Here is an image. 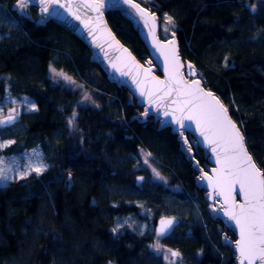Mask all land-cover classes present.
<instances>
[{
  "label": "trees",
  "instance_id": "obj_1",
  "mask_svg": "<svg viewBox=\"0 0 264 264\" xmlns=\"http://www.w3.org/2000/svg\"><path fill=\"white\" fill-rule=\"evenodd\" d=\"M137 1L159 18L171 17L179 56L227 109L264 173V0ZM13 3L0 0V20L8 29L0 30V99L10 85L14 95L29 96L35 110L22 115L20 134L7 132L15 142L3 152L18 154L37 144L48 168L0 189V264H106L111 257L117 264H149V234L127 227L119 235L107 232L117 228L109 224L110 214L134 215L140 203L156 205L170 191L150 180L147 167H132L141 152L165 183L177 188L172 192L178 200L191 197L201 206L198 220L190 213L176 218L175 229L185 230L183 245L194 257L200 251L193 264H235L220 236L225 233L232 241L236 236L220 218L207 214L198 169L181 151L172 127L152 114L142 119L144 106L132 91L110 78L91 48L62 24L50 18L40 22L34 6L31 18L5 15ZM104 18L139 61L148 57L137 28L121 10L107 9ZM50 67L90 89L95 105L80 104L78 92L54 81ZM193 152L200 167L208 163L201 147ZM124 165L130 170L126 174ZM137 174L144 178L139 187ZM91 196L96 205L89 203Z\"/></svg>",
  "mask_w": 264,
  "mask_h": 264
},
{
  "label": "rangeland",
  "instance_id": "obj_2",
  "mask_svg": "<svg viewBox=\"0 0 264 264\" xmlns=\"http://www.w3.org/2000/svg\"><path fill=\"white\" fill-rule=\"evenodd\" d=\"M143 1L147 2V0H143ZM60 3L65 5V7H60V8H62L63 10L69 12L70 14L74 16H79L88 25H90L91 27L97 30H102L101 21L104 19V12L107 9H110V8L119 9L128 18L131 19V21L133 22V25L137 28L138 33L140 35H142L143 33H148L151 35L153 39L155 37L160 42H163V41L174 42L175 44V39L173 37L172 30H171V23H169L168 21L169 16L165 15L164 18L162 17L159 18L154 13H151L149 9L143 7L142 4H140L137 0H135V3L139 4L140 8L145 10V15L143 17H141V15L139 14V12H137V10L131 8L127 3H125V0H105L104 7L100 9L99 12L92 11L91 8L88 7V5L91 3V0H60ZM17 5H18V0H14L11 10H5L6 12H3V13L5 15H9L8 13L14 12L18 16L31 18L30 7L34 6L37 9V14H38V18L40 22H43L44 20L49 18L47 13L41 12L42 5H40L37 2V0H32V2L28 4V7L26 9H18ZM1 15L3 16V14ZM103 21L105 22V20ZM104 24H105L107 31L110 32L108 30L109 27L107 28L108 25L106 26V22ZM2 28L8 31V29L4 27L3 22L0 20V30H2ZM126 51H127V55L130 58V60L136 65H138L145 75H146V70H147L146 77L149 79L150 84H152L153 77H155L156 79L160 81H165V82L167 81V78L164 76V74L160 73L162 72V69L158 67V65L153 61V59L149 56V54H148V57L139 61L128 49H126ZM177 55H178V58L181 64L183 65V67L181 68V73L183 74L185 79L188 82L199 80L196 76L197 72L194 69V67L190 63L183 61L181 57L179 56V53H177ZM92 58L96 60L104 68V70L106 71L107 75L110 78L114 77L119 82L124 83L123 82L124 80L120 72L115 67H113L112 63H110L105 57L101 56L98 53V51L94 50L93 48H92ZM189 65L192 66V69L194 70L195 74L189 75V72H190V69L188 67ZM57 72H63V71H57ZM158 72L162 74V76L158 74ZM67 76L71 78V82L63 79V77L54 76L51 73V77L54 81L60 82L62 86L70 88L78 92V94L80 95L78 102L80 104L95 105L96 101L94 99L93 92L90 89H87L83 85L79 84L71 76L69 75ZM3 79L5 81H9L10 76L5 75L3 76ZM200 86L205 92H209L205 88H203L201 82H200ZM9 87L10 85H7V88L4 91V97L3 99H0V118L2 116H6L5 113L11 110H16V112L19 113V115L14 124L6 128L0 129V144L6 143L8 141L15 142L13 138H8L10 136H7L8 134L7 132L12 133V134H20V132L22 131V126H23L22 125L23 124L22 115H25L35 110V104L33 107L32 105L34 102L29 96H27L26 94H22V93L20 95H14L13 93H11ZM86 96L89 97V99H85ZM25 97L28 98L27 106L23 103V98ZM146 110H148L147 114H145ZM150 114H152L155 118L157 117L161 124H167L166 122L167 120L164 117L160 119L156 111H154L148 105H144V112L141 115V118L145 119ZM229 118L231 119L230 116ZM171 127L178 135V139L180 140V145H181L180 147L181 151L184 153L186 158L191 160L193 166L198 169L196 181L198 182L197 183L198 186H202L206 190L205 199L207 201V206H206V208L208 209L207 214L213 218H220L225 225H227L228 227H231L228 219L224 216V213L221 210V206L223 205V200L218 195H216L215 192L213 191V188L208 185L207 178L200 179V177L204 175V173H207L208 176H212L211 169H216L220 167L218 163H217L218 164L217 167L209 163V161H212L213 159L216 160L215 154L211 151V146L207 142L202 141L200 138L198 139V137L194 136V134H191L185 131L183 128H180L179 125L177 124H171ZM19 136L20 135H13L11 137H14L15 139H17ZM185 141H187V143ZM12 144L13 143L9 144L7 147H4L3 149H0V158H2L3 160V163H0V168H11L12 169V171L8 173L12 178L7 181H0V189L6 187L9 183L13 181L25 179L26 177L30 175H37L34 171H30L28 172L27 175H24L23 178H21V174L25 172L26 170L25 166L28 163L37 164L42 160L43 163H45L48 166V164L44 161L43 153L41 152L37 144L33 146L32 148H27L25 151L21 153L5 155L3 151ZM196 145L202 147L204 151V155L207 158L208 163H206L203 167H200L198 165L197 160L193 156L194 147ZM13 160H15L16 163H12ZM145 160H147V163H145ZM131 164H133L132 167L136 170L141 167H147L149 170L152 171L150 180H152L153 182H161L164 185V187H166L170 191L167 193H163V195L160 198V201L157 203V204L161 203L160 205L156 204L157 206L156 205L147 206L145 205V203H140L139 208H137L136 214L126 215L122 219H118L116 221L117 229H120L123 231L125 227H127L130 229L131 232L149 234L152 237V241L150 242L148 246H146V249L150 251V256L148 259L149 264H193L195 263L194 258L200 255V251L199 250L196 251V254L194 257V254L191 251V249H187L186 248L187 246L183 245V242H182L183 237L181 233H183L185 230H179V228L177 230L175 229L170 237L162 238L155 233L154 220L158 221L166 216H171L177 219L178 218L183 219L186 215H189V213L192 219L198 220L200 219V216L202 213L201 206H197L194 202L195 199L191 197H187L185 201L178 200L173 195L174 193L172 192L177 188L168 186L165 183V180H161L155 175V173L153 172V167L150 164V157L147 154L141 152L137 161L134 162L132 160ZM17 165H19V167H17ZM126 166L127 165H124V168H123L124 174L130 171L128 168H126ZM139 175L140 174H137L136 176L138 177ZM148 180L149 179H146V181ZM140 184L136 183L138 187L141 186ZM151 184L152 183H150V185L148 184L147 186H151ZM237 189H238V186H237ZM234 195H235V198L237 199V203H243V201L238 197V190L236 191ZM185 233L187 234L188 232H185ZM171 238L172 240H170ZM220 240L223 244H227V248L224 249V251L228 253H232L235 264H239V255L236 252V243H235L238 239L236 238L235 241H232L229 239V237L225 233H222L220 236ZM154 245L159 246V251H157L156 248L153 247ZM172 250L178 252L180 255L178 257L172 256L170 254V251ZM255 264H260V262L256 261Z\"/></svg>",
  "mask_w": 264,
  "mask_h": 264
},
{
  "label": "snow or ice",
  "instance_id": "obj_3",
  "mask_svg": "<svg viewBox=\"0 0 264 264\" xmlns=\"http://www.w3.org/2000/svg\"><path fill=\"white\" fill-rule=\"evenodd\" d=\"M32 0H18V9H26ZM42 5L41 12L48 13L50 5H58L65 7L60 0H37ZM105 0H91L88 7L92 11L99 12L104 7ZM131 8L137 10L141 17L145 15V10L135 3V0H125ZM254 11V9H253ZM76 19H80L76 16ZM171 23V17H168ZM147 22V21H146ZM171 47L167 50L161 48V54L165 57V74L167 81H160L155 77L152 78L154 88L146 91L142 81L134 80L137 88L140 90L141 96H147L149 103L159 105L161 102L168 100L175 107L172 111H165V116H172V119L180 128L190 127L185 121L194 122L200 135L211 146V151L215 154L219 168L213 169L215 178L204 173L200 179L207 178L209 186L213 188L216 195L223 197V205L221 210L229 220L235 221L239 228V240H237L236 248L239 253V264H254L259 261L264 264V173L256 168L251 157L247 154L244 147V137L240 133L236 124L229 118L227 109L221 104L218 98L212 93L205 92L200 81L195 80L188 82L181 73V64L175 51L174 42H169ZM115 67V65H113ZM189 75H193L192 66ZM50 73L57 77L71 82V78L63 72H57L55 68L50 67ZM127 75V73H122ZM147 75V70H146ZM155 97V99H154ZM89 99V97H85ZM23 103L27 106L28 98H23ZM34 107V103L32 105ZM147 111L145 114H147ZM179 113V116L174 115ZM19 113L15 110L9 112L6 119L0 120V129L13 124L18 118ZM76 120V113L73 112L71 118L67 121L71 127ZM187 143V141H185ZM14 143L8 141L0 144V149ZM190 150V149H189ZM0 163H3L0 158ZM12 163H16L15 160ZM147 163V160H145ZM19 167V165H17ZM48 166L41 160L37 164L28 163L25 166V172L21 174V178L28 172L34 171L37 175L46 170ZM11 168H0V181H7L12 177L8 174ZM156 176L159 173L153 169ZM142 179V178H141ZM239 188V194L243 197V203L235 202V193ZM215 210V209H214ZM173 225L171 219H161L160 228L157 233L163 236ZM117 229H113V232ZM157 251L159 246L154 245ZM172 256L178 257V252H172Z\"/></svg>",
  "mask_w": 264,
  "mask_h": 264
},
{
  "label": "water",
  "instance_id": "obj_4",
  "mask_svg": "<svg viewBox=\"0 0 264 264\" xmlns=\"http://www.w3.org/2000/svg\"><path fill=\"white\" fill-rule=\"evenodd\" d=\"M49 18L62 24L64 27H66L68 30H70L72 33L77 35L82 41H84L92 50H97L98 53L105 57L112 65H115V68L122 73H127V75H122L123 78V84L128 87L129 90L132 91V93L135 95V97L139 100V102L144 106L148 105L151 107L154 111L158 113V117L165 118L167 121V124L171 126V124H176L175 121L172 119V116H165L164 113L165 111H172V108L175 107L174 105H171L167 100L161 102L159 105L152 103H149V100L147 96H141L140 95V90L137 88V84L134 83V80L136 81H142L143 82V87L146 91L152 90L154 87L152 84H150L149 79L146 77V75L143 73V71L140 69L138 65L133 63L130 58L127 55L126 49L123 44H121L115 35L111 32V30L108 28L107 23L106 26L110 32L107 31L105 27V18L101 21V29L102 30H97L90 25H88L83 19H76V16L70 14L69 12L63 10L60 8L58 5H50L49 7V12L47 13ZM143 42L145 43L147 47V51L149 56L153 59V61L158 65L159 68L162 69V72L164 76L166 77L165 74V57L164 55L161 54V48L167 50L168 48L171 47L169 42L163 41L160 42L158 41L157 38L154 37V39L151 37L150 34L148 33H143L142 35L139 34ZM154 40V41H152ZM129 50V49H128ZM175 51L176 54L179 53L177 49V45L175 42ZM162 75V74H161ZM167 78V77H166ZM155 99V97H154ZM174 115L179 116V113H174ZM6 116H2L0 120L6 119ZM163 120V119H162ZM16 121V120H15ZM15 123V122H14ZM13 123V124H14ZM186 125H190V127L183 128L185 131L194 134V136L200 138L202 141H205L203 136L200 135V132L197 130L196 125L194 122L191 121H185L184 122ZM12 125V124H11ZM9 125V126H11ZM178 125V124H177ZM6 128V127H5ZM206 142V141H205ZM245 145V144H244ZM201 147V146H199ZM245 147V146H244ZM202 148V147H201ZM246 149V147H245ZM247 151V149H246ZM247 154L251 157V155L248 153ZM252 161L253 158L251 157ZM212 165H215L216 167L218 166L217 161L213 159L212 161H209ZM254 163V161H253ZM255 164V163H254ZM256 166V164H255ZM257 168V166H256ZM217 169V168H216ZM211 173L213 178H215V174L213 172V169H211ZM142 178V179H141ZM142 176H138L136 178V183L140 184L143 181ZM209 185V182H208ZM238 190V197L243 201V197L239 194V188ZM222 200L223 197L219 196ZM237 200V199H236ZM235 200V202H236ZM224 216L228 219V217L224 214ZM162 219H171L173 220V225L170 228V230L167 231V233L163 236H160L162 238H168L172 235L176 224H177V219L173 218L171 216H166ZM160 220L156 221L155 224V233L157 234L160 228ZM230 223V228L233 230L236 238L239 240V228L236 226L235 221L228 220ZM159 236V235H158ZM172 252L176 251H170V254ZM236 252L237 248H236ZM239 255V253H238ZM256 261L254 262V264Z\"/></svg>",
  "mask_w": 264,
  "mask_h": 264
},
{
  "label": "flooded vegetation",
  "instance_id": "obj_5",
  "mask_svg": "<svg viewBox=\"0 0 264 264\" xmlns=\"http://www.w3.org/2000/svg\"><path fill=\"white\" fill-rule=\"evenodd\" d=\"M161 75V74H160ZM162 76V75H161ZM13 110H11V111H7L5 114L6 115H8V113L9 112H12ZM16 111V110H15ZM73 183V181H72V179H71V177H70V180H69V185H71ZM89 203H91V204H97L98 203V200L95 198V197H93V196H91L90 197V201H89ZM110 206H112V205H110ZM116 216H118L117 215V213L116 214H113V216H112V214H110L109 215V224L111 223V225L113 224V223H115L116 224V221L118 220V219H120L119 217H116ZM113 229H117V228H114L113 226H110L109 228H108V230H107V232L109 233L108 235H119L118 233H120V230L119 229H117V231H115V232H113ZM175 230V229H174ZM122 231V230H121ZM123 232H125V229L123 230ZM99 235V234H98ZM100 237V236H99ZM91 247L93 248V252L94 253H96V250H97V247L95 246V245H91ZM167 250H169V249H167ZM87 256H89V255H87ZM88 260V259H87ZM106 264H117L116 263V260L114 259V258H109V259H107L106 260Z\"/></svg>",
  "mask_w": 264,
  "mask_h": 264
},
{
  "label": "bare ground",
  "instance_id": "obj_6",
  "mask_svg": "<svg viewBox=\"0 0 264 264\" xmlns=\"http://www.w3.org/2000/svg\"><path fill=\"white\" fill-rule=\"evenodd\" d=\"M98 59H99V57H98ZM258 168V167H257ZM242 196V195H241ZM235 200H236V198H235ZM236 203H237V200H236ZM237 204H240V203H237ZM224 213V212H223ZM229 220V219H228Z\"/></svg>",
  "mask_w": 264,
  "mask_h": 264
}]
</instances>
